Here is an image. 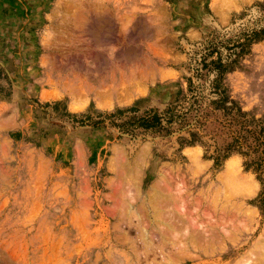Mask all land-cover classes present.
<instances>
[{"label": "rangeland", "instance_id": "1", "mask_svg": "<svg viewBox=\"0 0 264 264\" xmlns=\"http://www.w3.org/2000/svg\"><path fill=\"white\" fill-rule=\"evenodd\" d=\"M261 29L264 0H0V264H264V175L215 125L119 128L216 78L264 126Z\"/></svg>", "mask_w": 264, "mask_h": 264}, {"label": "trees", "instance_id": "2", "mask_svg": "<svg viewBox=\"0 0 264 264\" xmlns=\"http://www.w3.org/2000/svg\"><path fill=\"white\" fill-rule=\"evenodd\" d=\"M263 35L264 29H261L245 34L244 39L254 37L259 40ZM246 46L245 42L238 47L244 49ZM224 67V64L214 63L213 71L220 73ZM199 89L200 87L192 90L194 93L192 103L185 112L179 113L177 107L171 104L163 112L152 110L134 123L119 125V128L134 133L135 130H131L132 127L170 136L177 127L179 132L186 131L189 136L188 138L180 137L181 145L193 146L209 136L210 124L215 125L211 134L216 137L223 136V145L215 151L217 163L230 154L238 153L247 159L245 163L247 170H254L259 173L260 178L263 177L264 126L254 118H249L234 101L230 100L219 78L214 79L209 86L210 95L216 97L215 99L205 96ZM212 117L213 120L210 121Z\"/></svg>", "mask_w": 264, "mask_h": 264}, {"label": "bare ground", "instance_id": "3", "mask_svg": "<svg viewBox=\"0 0 264 264\" xmlns=\"http://www.w3.org/2000/svg\"><path fill=\"white\" fill-rule=\"evenodd\" d=\"M103 34H105V33H103ZM103 41V40H102ZM105 41V40H104ZM103 41V42H104ZM126 84H127V82H126ZM133 84V83H132ZM127 87V86H126ZM122 88H124V87H122ZM123 90V89H122ZM98 94V93H97ZM102 94H105V93H102ZM82 95V94H81ZM101 96V95H100ZM103 96V95H102ZM107 96V95H106ZM109 99V98H108ZM102 107V106H101ZM234 166V165H233ZM230 167V166H229ZM226 180H228V179H226ZM169 191V190H168ZM239 193V192H238ZM185 194V193H184ZM152 197V196H151ZM183 205V204H182ZM127 207V206H126ZM186 207V206H185ZM182 209V208H181ZM186 209V208H185ZM184 210V209H183ZM183 212V211H182ZM185 213V212H184ZM182 216V215H181ZM160 220V219H159ZM162 221V220H161ZM217 223V222H216ZM232 223V222H231ZM222 224V223H221ZM226 224V223H225ZM232 226V225H231ZM234 226V225H233ZM244 226V225H243ZM226 227V226H225ZM224 227V228H225ZM235 227V226H234ZM236 228V227H235ZM169 229V228H168ZM234 229V228H233ZM222 230V229H221ZM225 230V229H224ZM223 230V231H224ZM170 231V230H169ZM173 231V230H172ZM226 231V230H225ZM227 232V231H226ZM229 232V231H228ZM227 232V233H228ZM167 233V232H166ZM144 234V233H143ZM217 234V233H216ZM229 234V233H228ZM226 236V235H225ZM229 236V235H228ZM174 238H176V237H174ZM176 240V239H175ZM178 240V239H177ZM179 241V240H178ZM191 243V242H190ZM182 244V243H181ZM184 244V243H183ZM180 245V244H179ZM151 247V246H150ZM184 247V246H183ZM185 248V247H184ZM187 248V247H186ZM196 251V250H195ZM172 255V254H171ZM173 257V256H172ZM190 257V256H189ZM251 258V257H250ZM170 259V258H169Z\"/></svg>", "mask_w": 264, "mask_h": 264}]
</instances>
